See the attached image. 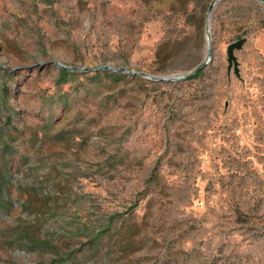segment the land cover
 <instances>
[{
  "label": "rangeland",
  "instance_id": "374dc122",
  "mask_svg": "<svg viewBox=\"0 0 264 264\" xmlns=\"http://www.w3.org/2000/svg\"><path fill=\"white\" fill-rule=\"evenodd\" d=\"M213 1L0 0V264H264V4Z\"/></svg>",
  "mask_w": 264,
  "mask_h": 264
},
{
  "label": "water",
  "instance_id": "95a60500",
  "mask_svg": "<svg viewBox=\"0 0 264 264\" xmlns=\"http://www.w3.org/2000/svg\"><path fill=\"white\" fill-rule=\"evenodd\" d=\"M221 1H224V0H214L210 4L209 9H211L217 2H221ZM257 1L264 4V0H257ZM209 15H210V12L208 11L207 16H206V22H205V40H206V44H207V55H206L205 60L198 67H196L194 70L188 72L185 75H182L180 77H167V78H158V79L164 80V81H173L176 79H185L187 77L194 76L198 71L203 69L205 67V65H207L208 61H210V54H211V44H210V36H209V32H210ZM244 42H245V38H241V39L237 40L236 42L229 44L227 47L228 67L230 68L233 65L235 74L238 73V69H237V61H236V57L234 55V51L239 50L243 46ZM64 68H67V67H64ZM102 68L112 70V71L116 70V69L108 67V66H103ZM122 71L125 72L123 69H122ZM132 75H140L143 77L152 78V77L145 76L143 73H138V72H134V73H132ZM154 79H156V78H154Z\"/></svg>",
  "mask_w": 264,
  "mask_h": 264
},
{
  "label": "trees",
  "instance_id": "16d2710c",
  "mask_svg": "<svg viewBox=\"0 0 264 264\" xmlns=\"http://www.w3.org/2000/svg\"><path fill=\"white\" fill-rule=\"evenodd\" d=\"M201 72H202V69L200 70V71H198L196 74H195V76H198V75H200L201 74ZM67 70H65V69H63L62 71H61V74L63 75V76H65V75H67ZM98 234V233H97Z\"/></svg>",
  "mask_w": 264,
  "mask_h": 264
}]
</instances>
